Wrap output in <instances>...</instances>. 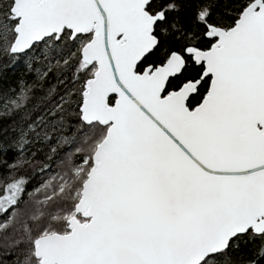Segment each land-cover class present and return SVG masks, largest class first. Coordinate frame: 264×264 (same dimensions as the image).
I'll list each match as a JSON object with an SVG mask.
<instances>
[{"label":"snow or ice","instance_id":"snow-or-ice-1","mask_svg":"<svg viewBox=\"0 0 264 264\" xmlns=\"http://www.w3.org/2000/svg\"><path fill=\"white\" fill-rule=\"evenodd\" d=\"M0 264H264V0H0Z\"/></svg>","mask_w":264,"mask_h":264}]
</instances>
